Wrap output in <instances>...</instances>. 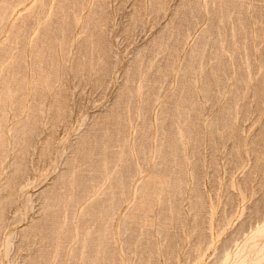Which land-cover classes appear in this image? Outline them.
<instances>
[{"label":"rangeland","instance_id":"1","mask_svg":"<svg viewBox=\"0 0 264 264\" xmlns=\"http://www.w3.org/2000/svg\"><path fill=\"white\" fill-rule=\"evenodd\" d=\"M10 1L16 3L11 2L14 6L9 8ZM10 1L0 0V12L8 7L5 17L0 20V104L4 102L1 98L6 96L5 89L8 92L12 88L17 93L13 104L5 100L6 106L3 105L7 117L1 118L0 124L2 128L7 125L4 132L6 144L9 142L8 126L14 127L23 121L30 124L22 141L19 140V149L11 146L9 161L5 159L4 151L0 152L4 155H0V159L3 158V163L0 160V216L3 219L0 251L8 243L12 244L10 253L6 254L8 258L5 254L1 258L0 254V264H52L49 260H53L59 252L48 246L44 239L54 225L50 218L54 217L57 221L58 217L47 216L45 196L51 194L54 183L58 181L54 189L56 192L53 190L59 200L54 202V206L58 205L62 195L68 192L70 171L81 170L92 163L95 170L89 173L91 176L84 174L85 183L77 196L83 200L98 188L100 193L106 191L110 180L105 184L103 181L107 175L114 176L119 165L116 159L119 149H114V146L120 142L123 144L130 132L134 134L132 146L141 149V152L132 163L134 167L124 163L121 166L123 183L117 181L114 184L118 187L113 184L107 190L114 197L113 201H107L105 195L101 202L99 200L100 205L97 204L100 207L96 205L92 215L85 216L89 219L85 220V224L101 229L103 238H100L101 247L96 249L97 256L93 253L90 261L84 259L83 263H93L98 255L106 257V264H121V260L129 262L131 257L139 263L143 261L142 255L147 261L139 264H214L223 254L231 252L244 234L263 223L264 0H249L254 5L256 3L253 12L260 36L255 40L246 30L244 0ZM59 9L62 12L58 14ZM234 31L235 38L232 37ZM40 32L48 34L49 39ZM39 38L41 43L37 44ZM41 38L44 39L41 41ZM33 48H38V52L34 51L37 54L32 52ZM254 48L257 50L256 58ZM230 58L235 61L238 70L241 67L238 77L251 75L250 87L234 85L227 88L230 70L226 60ZM242 67L247 69L242 72ZM205 80H209L208 83ZM139 84L143 94L137 96L135 91ZM220 119L217 124H211L213 120L217 122ZM178 125L187 127L190 132L191 140H186V152L183 148L170 149ZM160 139L167 142L162 147L164 153L156 158ZM104 144L111 151H105L107 161L103 165L102 161H95L98 148L100 150ZM163 154H166V159ZM15 168H18L17 173ZM149 177L160 179L165 187V192L161 194L156 191L157 188L154 194L150 192L153 195L148 202L154 205L156 201L158 207L165 203L161 207L164 213L159 209L158 214H150L149 204L146 203L141 216H135L139 220L133 222L131 230H128L130 233L124 232L123 220L128 215L129 204L133 203L140 184ZM233 182L236 185L234 190ZM43 190L46 193L44 196L41 195ZM124 192L126 200L119 202ZM116 196L117 203L114 201ZM82 202L84 206L87 203L86 200ZM241 202H244V215L235 216L234 212L239 211ZM102 207L109 213H103ZM209 207L215 208L213 224ZM232 216L234 222L225 230ZM31 223L37 227L27 229ZM164 224L167 228L162 227ZM111 230L123 237L118 251L110 244ZM144 230L147 235H141ZM220 235L221 238L213 246V237L217 239ZM66 242H61L67 245L62 256L65 263L69 255H76V244L69 239ZM124 242L128 243L125 245ZM130 242L134 243L130 245ZM138 254H141L140 257ZM110 256L115 259L111 260ZM71 257L69 264H77V260L73 261ZM60 258L53 264L62 262ZM200 258L202 261L198 262Z\"/></svg>","mask_w":264,"mask_h":264},{"label":"bare ground","instance_id":"2","mask_svg":"<svg viewBox=\"0 0 264 264\" xmlns=\"http://www.w3.org/2000/svg\"><path fill=\"white\" fill-rule=\"evenodd\" d=\"M10 1V0H9ZM22 1H24V0H22ZM21 1V2H22ZM230 1H232V0H230ZM243 1V0H242ZM257 1V0H256ZM12 1H10L9 2V4L11 3ZM18 2V1H17ZM25 2V1H24ZM23 2V3H24ZM26 2H27V0H26ZM243 2H244V4H243ZM242 2V6H244V9L243 10H245L244 11V22H245V25H246V30H248V32H249V34H250V36H251V38L253 39V40H255L257 37H259L260 36V34H258V30L256 29V24H257V22H256V20H255V16H254V12H253V7L256 5V3H255V5L251 2V1H249V0H244ZM7 3V2H6ZM6 3L4 4V5H6ZM13 3H16V2H12L11 4H13ZM19 3V2H18ZM9 4H7L8 6H9ZM10 4V6H9V8L10 7H13L12 5ZM254 5V6H253ZM16 6H17V4H16ZM15 6V7H16ZM21 6H22V3H21ZM14 7V8H15ZM19 7H20V5H19ZM5 8H6V6H5ZM3 9L2 10V8H1V12H0V20L1 19H3L5 16V12H7L8 10V7L6 8V9ZM7 10V11H6ZM55 11H57V10H55ZM54 11V12H55ZM59 11L60 12H56V13H61L62 11L59 9ZM55 15V14H54ZM55 19V18H54ZM54 19H51V20H54ZM9 20H10V18H9ZM8 20V21H9ZM1 22V21H0ZM50 22V21H49ZM53 22L54 21H52L51 22V24H53ZM48 25H50V24H48ZM5 27V26H4ZM48 28V27H47ZM1 29V28H0ZM2 30H3V28H2ZM39 31H41V30H39ZM44 31V30H43ZM2 32V31H1ZM33 32V31H32ZM42 32V31H41ZM41 32H40V34H41ZM44 33V32H43ZM42 33V34H43ZM41 34V35H42ZM236 34V32L234 31L233 33H232V37H234V35ZM40 35V36H41ZM38 36H39V34H38ZM39 36V37H40ZM43 36H45V37H47L48 36V34H47V36L45 35V33L43 34ZM43 36H41V37H43ZM206 36V35H205ZM44 37V38H45ZM43 38V39H44ZM48 39H49V36L47 37ZM235 38V37H234ZM35 39H38V37H36ZM42 38H41V41L43 40ZM47 39V40H48ZM46 40V41H47ZM28 42V41H27ZM34 42H35V40H34ZM37 43V42H36ZM35 43V44H36ZM39 43H41L40 42V38H39V42L37 43V44H39ZM45 45H46V43H44ZM48 44V43H47ZM26 46V45H25ZM39 46V45H38ZM43 46V45H42ZM41 46V47H42ZM31 47H33V46H31ZM37 47V46H36ZM40 47V48H41ZM25 48V47H24ZM44 48H45V46H44ZM26 49V48H25ZM42 49V48H41ZM255 49V48H254ZM27 50V49H26ZM36 50H38V48L36 49ZM36 50H34V48L32 49V52L34 53V51H36ZM1 51V50H0ZM30 51H31V49H30ZM31 52V53H32ZM36 52H38V51H36ZM34 53V54H37V53ZM23 53H25V50H23ZM30 53V55H32ZM16 54V53H15ZM33 54V55H34ZM32 55V56H33ZM254 55H255V58L257 57V50L255 49V53H254ZM32 56H31V58H32ZM15 57V56H14ZM13 57V58H14ZM14 59H16V58H14ZM32 60V59H31ZM14 62H15V60H14ZM28 62V61H27ZM226 62H227V64H228V67H229V72H230V74H229V79L227 80V88L229 89V88H231L232 86L234 87V85L236 86V87H239L240 85H242L243 86V88H245V85H246V87L248 86V87H250V81L252 80V77H251V75L249 74L248 76H245V75H242L241 77H238V73H240V68H239V70H238V66L235 64V61L234 60H232V58H230V60H226ZM11 63H13V61L11 62ZM14 64V63H13ZM10 65V64H9ZM15 65V64H14ZM12 68V67H11ZM243 69H242V72H244L247 68H245V67H242ZM8 69H9V67H8ZM214 69V68H213ZM217 71V70H216ZM216 71H214V72H216ZM10 72V71H9ZM15 73V72H14ZM217 73V72H216ZM17 74V73H16ZM15 75V74H14ZM210 76H211V74H209ZM217 75V74H216ZM240 75V74H239ZM14 77H16V80H18L17 79V76H14ZM18 78H19V76H18ZM207 79H210V77L208 78V76L206 77ZM212 78V77H211ZM217 78V77H216ZM6 79V78H5ZM212 79H215L214 77L212 78ZM238 80H239V82H238ZM205 81H207V80H205ZM209 81V80H208ZM208 81H207V83H208ZM204 82V81H203ZM198 83V82H197ZM206 83V82H205ZM242 83V84H241ZM210 84V83H209ZM11 85V84H10ZM13 86V85H12ZM28 86V85H27ZM50 86H52V85H50ZM53 86H54V84H53ZM52 86V89L53 88H55V87H53ZM202 86V85H201ZM21 87H23L22 85H21ZM195 87V86H194ZM204 87H205V85H204ZM14 88V87H13ZM49 88H51V87H49ZM200 88V87H199ZM2 89V88H1ZM22 88H20V90H21ZM31 89H32V86H31ZM30 89V90H31ZM194 88H192V90H193ZM208 89V88H207ZM23 90V89H22ZM26 90V89H25ZM200 90V89H199ZM248 90H249V88H248ZM247 90V91H248ZM19 91V90H18ZM28 91H29V89H28ZM193 91H195V89L193 90ZM203 91V90H202ZM5 92H6V96H4L5 98H1V99H3V101L5 102V100H6V102L8 101V102H11L12 100H15V96H16V92H14V91H12V88H11V90H8V92L6 91V89H5ZM26 92V91H25ZM50 92H51V90H50ZM136 95L137 96H139V95H141V94H143V91H142V86H141V84H139L138 86H137V88H136ZM201 92V91H200ZM207 92V91H206ZM28 94V93H27ZM201 94V93H200ZM25 97H26V94H25ZM203 98V97H202ZM26 99V98H25ZM201 100V99H200ZM1 101V100H0ZM119 101V100H118ZM118 101L116 102V103H118ZM3 102V103H4ZM5 102V103H6ZM15 102V101H14ZM26 102V101H25ZM51 102H53V100L51 101ZM3 103H1L0 104V120H1V118H6L7 117V115H6V112H5V110H6V108H4L6 105H5V103L3 104ZM11 104H13V101H12V103ZM3 105H5V106H3ZM27 105V104H26ZM51 105V104H50ZM49 105V106H50ZM53 105V104H52ZM51 105V106H52ZM11 106V105H10ZM119 106V105H118ZM24 107V106H23ZM115 107H116V105H115ZM11 108V107H10ZM30 108V107H29ZM111 108V107H110ZM114 108V107H113ZM44 109V108H43ZM108 109V108H107ZM115 109H117V108H115ZM22 110V109H21ZM30 111H31V109H29ZM47 110V109H46ZM164 111H165V109H163ZM162 110V112H164ZM7 111V110H6ZM22 111H24V109L22 110ZM22 111H21V113H22ZM109 111V110H108ZM112 111V110H111ZM113 111H115V110H113ZM25 112V111H24ZM29 112V111H28ZM8 113V112H7ZM31 113V112H30ZM29 113V114H30ZM43 113V112H42ZM108 113V112H107ZM103 114H105V111H104V113ZM163 114V113H162ZM44 115H45V111H44ZM49 115V114H48ZM108 115V114H107ZM165 115V114H164ZM21 116V115H20ZM30 116V115H29ZM28 116V117H29ZM109 116H110V114H109ZM179 116V115H178ZM181 116V115H180ZM44 117V116H43ZM165 117V116H164ZM221 118V117H220ZM8 119V118H7ZM23 119V118H22ZM30 119V118H29ZM29 119H27V122H29ZM10 120V119H9ZM13 120V119H12ZM11 120V121H12ZM31 120V119H30ZM48 120V119H47ZM85 120V119H84ZM163 120V119H162ZM25 121H26V119H25ZM97 121V120H96ZM214 121V120H213ZM211 122V124H217L219 121H221V119L220 120H218L217 122L215 121V122ZM24 122V121H23ZM22 122V123H23ZM91 122V121H90ZM89 122V123H90ZM180 122V121H179ZM21 123V122H20ZM19 124V123H17L16 124V126H14V127H11V126H8V133H7V137H8V144H6V142H5V136H4V132H5V127L7 126H3V128H2V126H1V124H0V152L3 150L4 151V154H6L5 155V159H8V158H10L8 155H10L11 153H10V148H11V146H13L14 147V149H19V144L21 143L19 140H21L22 141V136L24 135V134H26L27 132H28V124H30V123H28V124H25V122H24V124ZM96 123V122H95ZM100 123V122H99ZM163 123V122H162ZM181 123V122H180ZM183 123V122H182ZM7 124V123H6ZM92 124H94V123H92ZM98 124V123H97ZM161 124V123H160ZM159 124V125H160ZM45 125V123H43L42 124V126H44ZM94 125H96V124H94ZM94 125H92L93 127H95ZM158 125V124H157ZM91 126V127H92ZM97 126V125H96ZM179 126V125H178ZM185 126V125H184ZM46 127V126H45ZM98 127V126H97ZM96 128V127H95ZM173 128H175V127H173ZM80 129V128H79ZM160 129V128H159ZM4 130V131H3ZM95 130V129H94ZM99 130V129H98ZM161 130V129H160ZM174 130V129H173ZM84 131V130H83ZM90 131V130H89ZM157 131H158V128H157ZM190 131V130H189ZM92 132V131H91ZM96 132V131H95ZM160 132V131H159ZM84 133V132H83ZM88 133V132H87ZM175 133V132H174ZM189 133L190 132H188V129H187V127H186V129L185 128H183V127H178V128H176V135H174V139H173V141H174V144H171L170 145V149H172V147H173V149H181V148H183L184 149V151L186 152V147H187V145H186V140L189 138L190 139V137H189ZM6 134V133H5ZM82 134V133H81ZM86 134V133H85ZM89 134H92V133H90L89 132ZM88 134V135H89ZM129 134V133H128ZM160 134H161V132H160ZM163 134V133H162ZM169 134V133H168ZM171 135H172V131H171ZM20 136H21V139H20ZM87 135H85V137H86ZM154 136V135H153ZM161 136V135H160ZM159 136V137H160ZM169 136V135H168ZM175 136H176V138H175ZM162 137V136H161ZM79 138V137H78ZM81 138V137H80ZM133 138H134V134H131V132H130V134L126 137V139L124 140V143L122 144L121 142L120 143H118L117 144V146H114V149L115 148H118L119 149V151H116V159H117V161H118V170H117V172L114 174V176H106L105 177V180L103 181V184H105V183H107L109 180V182H110V185L108 186V188L106 189V191H104L103 193H100L99 191V188L98 189H96L93 193H91L89 196L87 195V197H86V199L85 198H83V200L85 201L86 200V205L84 206V204H83V200H81L78 196H77V194H79L78 192H79V189H80V187L82 186V184L83 183H85L84 182V174L85 173H87L88 175H90V174H92L93 172H94V170H95V168H94V164L92 163V165L90 164H88L87 165V167L86 168H82L81 170H73V171H70V178H68V180H69V187L67 188V193H65L64 195H62V199L60 200V202H59V204L58 205H56V206H54L55 204H54V202H56V200H58V194H56V193H54L53 192V190L55 189L56 190V186H57V184H59V182L57 181V183H54V186H53V190H52V192H51V194H50V192H49V194L50 195H47V196H45V198H44V201H45V203L44 204H46V206H47V208H48V211H47V216H50V214H52L53 216H55L56 215V217H58V218H56V219H58L57 221L55 220V218L54 217H48V218H50V220H51V222H53L54 223V225H53V227H51V229H50V232H49V234L47 235V236H45V239L44 240H46V243H47V245L48 246H50V247H53V249L56 251V252H59V253H57V254H55V257H54V259L53 260H49V261H52L51 263L53 264L55 261L57 262V258L58 257H60L61 256V258H62V256L64 255V250H66L67 248H65L66 246H64V245H62V241H65L66 242V240L67 239H69L70 240V242L72 241V243H74V244H76V247H75V251H74V253L78 256V257H76V255H69L68 256V258H67V260H66V263H65V260L62 258V262H61V260H60V263L59 264H69V260H70V257L72 256L73 257V261H75V260H77V264H85V262L83 263L82 261L85 259V260H89L90 261V257L92 258V255H93V253H96V256H97V247H99L100 245H101V243H100V238L102 237L101 235L102 234H100V231H101V229H99L98 227H88V225L87 224H85V220L86 219H88L87 217H86V219H85V216H87V215H92L91 213H92V211H93V209L95 208V206L99 203V200L101 199V198H104L105 197V195L107 196L106 197V199H107V201H113V196H112V194H110V193H107V190L109 189H111V187H113L114 185H115V187H118L116 184H114L115 182H120L121 181V183H123L122 182V179L124 178L123 177V175H122V167L121 166H123V163L126 165V164H129L130 166H133L134 167V165L132 164V163H134L135 162V157H136V155H138V154H140V152H141V149H137L135 146L133 147L132 146V144H131V141L133 140ZM25 139V138H24ZM82 139V138H81ZM137 139H139V138H137ZM165 139H167V138H165ZM87 140H89V138L87 139ZM108 140H109V138H108ZM167 140H169V137H168V139ZM191 140V139H190ZM7 141V140H6ZM134 141V140H133ZM20 142V143H19ZM81 142H82V140H81ZM89 142V141H88ZM136 142V141H135ZM138 142V141H137ZM159 142V144H158V151H157V155H155L156 156V158H157V156H160V154H161V152L163 151L162 150V147L164 146V145H166V142H161V139L158 141ZM168 142H170V141H168ZM83 143V142H82ZM79 144L81 145V143L79 142ZM157 144H155L156 146L155 147H157ZM169 144V143H168ZM167 144V146H169ZM190 144V143H189ZM134 145H136V144H134ZM80 147V146H79ZM138 147V146H137ZM166 147V146H165ZM83 148V147H82ZM108 148V145L107 144H104L103 146H102V148L100 147V150H99V148H98V152H99V154L97 155V160L95 161V163L96 162H99V161H102V162H100V163H102L103 165L106 163V161H105V157H104V155H105V151L107 152V150H110V149H107ZM169 148V147H168ZM94 149H96V148H94ZM164 149V148H163ZM166 149V148H165ZM170 149H169V152H170ZM176 149V150H177ZM13 150H11V152H12ZM15 151V150H14ZM96 151V150H95ZM94 151V152H95ZM111 151V150H110ZM174 151V150H173ZM94 152H92L91 151V153H94ZM18 153V152H17ZM107 153H109V152H107ZM153 153V152H152ZM156 153V152H155ZM162 153H164V152H162ZM172 153V152H171ZM2 154V153H1ZM0 154V155H1ZM166 154H167V152H166ZM165 154V155H166ZM15 155V154H14ZM109 155V154H108ZM119 155V156H118ZM165 155L163 154V156L165 157ZM1 156H4L3 154L1 155ZM162 156V155H161ZM107 158H108V156H107ZM160 158V157H159ZM3 159V158H2ZM2 159H0V160H2ZM139 159V158H138ZM165 159H166V157H165ZM154 160H155V158H154ZM160 160H162V158L160 159ZM247 160V159H246ZM5 161V160H4ZM8 161H9V159H8ZM164 161V160H163ZM1 162V161H0ZM157 162H162V161H157ZM247 162V161H246ZM2 163H3V160H2ZM1 163V164H2ZM16 163V162H15ZM159 163V164H160ZM13 164V163H12ZM157 164V163H156ZM158 164V165H159ZM249 164H250V162H249ZM3 165V164H2ZM6 165V164H5ZM16 165V164H15ZM14 165V166H15ZM150 165H151V163H150ZM19 166V165H18ZM185 166H186V163H185ZM185 166H183V167H185ZM5 167V166H4ZM13 167V166H12ZM246 167V166H245ZM14 168V167H13ZM135 168H137V166H135ZM186 168V167H185ZM138 169V168H137ZM184 169V168H183ZM192 169V168H191ZM15 170V173H17L16 171H18V168H15L14 169ZM7 172V171H6ZM13 172V171H12ZM135 172V171H134ZM90 173V174H89ZM137 174H139L138 172H137ZM185 174V173H184ZM15 175V174H14ZM10 176V175H9ZM8 176V177H9ZM91 176V175H90ZM185 177H186V174H185ZM10 178V177H9ZM150 178V177H149ZM6 180H7V178H5ZM141 179V178H140ZM5 180V181H6ZM9 180V179H8ZM185 180H187L186 178H184V181ZM189 180V179H188ZM11 181V180H10ZM87 181V180H86ZM12 182V181H11ZM186 182V181H185ZM7 184V183H6ZM114 184V185H113ZM120 184V183H119ZM154 184V185H153ZM124 185H125V183H124ZM188 185V184H187ZM239 185V184H238ZM5 186V188H6V185H4ZM4 186H3V190H5L4 189ZM59 186V185H58ZM180 186V185H179ZM181 186H182V184H181ZM185 186V185H184ZM231 186V185H230ZM50 187V186H49ZM49 187L47 188L48 190H49ZM114 187V188H115ZM127 187V186H126ZM137 187H138V185H137ZM176 187V186H175ZM235 187H236V185H235V182H233L232 183V189L234 190L235 189ZM8 188V187H7ZM52 188V187H51ZM150 188V189H149ZM157 188V192L159 191V193L161 194V193H163V192H165V187L162 185V183H161V180L160 179H158V180H155V179H148V178H146L141 184H140V186L138 187V189L136 190V195L134 196V198H133V203L130 205L129 204V211H128V215H125V216H127L126 217V219L125 220H123L124 221V229H122L124 232H129L130 230H131V228H132V225H134L133 224V222L134 223H136L135 221H137V220H139V219H137V217H138V215L137 214H139L140 215V213H141V210H142V208H144V210H145V206H147L146 205V203H148L149 201H150V197H151V195H153L154 194V190ZM169 188V187H168ZM184 188V187H183ZM2 189V188H1ZM45 189V188H44ZM174 189H176V188H174ZM192 189V188H191ZM231 189V190H232ZM7 190V189H6ZM54 190V191H55ZM116 190V189H115ZM119 190V189H118ZM127 190H129L128 188H127ZM147 190H149L148 192H149V194H147ZM171 190H173V189H171ZM179 190V189H178ZM182 190H184V189H182ZM194 189H192V191H193ZM117 191V190H116ZM126 191V190H125ZM132 191V190H131ZM168 191V190H167ZM176 191V190H175ZM187 190H185L184 192H186ZM56 192V191H55ZM114 192V191H113ZM119 192V191H118ZM150 192H152L153 194H150ZM171 192H173V191H171ZM177 192V191H176ZM176 192H173V193H176ZM183 192V191H182ZM234 192H237V190L236 191H234ZM240 192V191H239ZM45 193V191L43 190L42 191V193H41V195H43ZM52 193H54V194H52ZM76 193V194H75ZM115 193V192H114ZM113 193V194H114ZM129 193V192H128ZM191 193V192H190ZM233 193V192H232ZM231 193V194H232ZM242 193V192H241ZM46 194V193H45ZM127 194V193H126ZM171 194V193H170ZM238 194V193H237ZM26 195V194H25ZM122 195V194H121ZM44 196V195H43ZM43 196H42V198H43ZM119 196V195H118ZM173 196V195H172ZM191 196V195H190ZM236 195H234V197H235ZM243 196V195H242ZM41 197V196H40ZM126 197H127V195H125V192H124V194L122 195V196H120L119 198H120V200H119V202L122 200H126ZM176 197H177V195H176ZM175 197V198H176ZM179 197H180V195H179ZM183 197V196H182ZM186 197V196H185ZM205 197V196H204ZM118 198V199H119ZM169 198V197H168ZM167 198V199H168ZM170 198H171V196H170ZM190 198V197H189ZM237 198V197H236ZM240 198H242V197H240ZM243 198H244V196H243ZM14 199V198H13ZM105 199V200H106ZM191 199V198H190ZM218 199V198H217ZM28 200V199H27ZM104 200V201H105ZM128 200V199H127ZM206 200V199H205ZM209 200V199H208ZM240 200V199H239ZM238 200V201H239ZM244 200V202H245V199H243ZM8 201V200H7ZM43 201V200H42ZM59 201V200H58ZM114 201H116L115 203H117V196H116V200H114ZM168 201V200H167ZM171 201V200H170ZM219 201V200H218ZM242 201V200H241ZM247 201V200H246ZM5 202V201H4ZM4 202H1L2 204L4 203ZM100 202H101V200H100ZM185 202V201H184ZM243 202V203H244ZM12 203V202H11ZM124 204H125V202H123ZM150 203V202H149ZM148 203V204H149ZM167 203V202H166ZM193 203V202H192ZM212 203V202H211ZM243 203L241 202V205H240V208L238 209L239 211H237L236 213L234 212V214H235V216L236 215H238L239 217H241L242 215H244L243 214V212H244V210H245V208H244V205H243ZM13 204V203H12ZM15 204V203H14ZM109 204V203H108ZM189 204H191V203H189ZM194 204V203H193ZM213 204V203H212ZM1 205V204H0ZM43 205V204H42ZM98 205H100V203L98 204ZM96 206V207H100V206ZM102 205V204H101ZM104 205H105V203H104ZM103 205V206H104ZM107 205V204H106ZM110 205V204H109ZM109 205H107V206H109ZM161 206L160 207H158V204L156 203V201H154V205H148V211L150 212V214L152 213V215L153 214H155L156 212H159L158 210L160 209V210H162V213H164L163 211H164V209H161V207H162V205H165V203L164 204H160ZM168 205V204H167ZM180 205H182V204H180ZM214 205H215V203H214ZM3 206V205H2ZM106 206V207H107ZM114 206V205H113ZM122 206V205H121ZM209 206V205H208ZM43 207V206H42ZM174 207V206H173ZM194 207H195V204H194ZM103 208V207H102ZM102 208H99V210L100 209H102ZM108 208V207H107ZM114 208H118V207H114ZM121 208V207H120ZM120 208H118V209H120ZM163 208V207H162ZM168 208H169V206H168ZM171 208H172V206H171ZM210 208V207H209ZM208 208V209H209ZM214 207H212V208H210L211 209V212H210V215H211V223L213 224V222H214V219H215V208L213 209ZM248 208H251V207H248ZM2 209H3V207H2ZM5 209V208H4ZM42 209V208H41ZM44 209V208H43ZM97 209V208H96ZM104 210H102L103 211V213L105 212V214H108L109 213V210H107V209H105V208H103ZM166 209V208H165ZM174 209V208H173ZM193 209V208H192ZM247 209V208H246ZM95 210V209H94ZM115 210H117V209H115ZM249 209H247V211H248ZM44 211V210H43ZM52 211V212H51ZM56 211V212H55ZM101 211V212H102ZM209 211V210H208ZM2 212H3V210H2ZM2 212H1V214H2ZM5 212V211H4ZM148 212V213H149ZM172 212V211H171ZM174 212V211H173ZM172 212V213H173ZM193 212V211H192ZM39 213V212H38ZM97 214H98V210H97V212H96ZM100 213V212H99ZM117 213V212H116ZM115 213V214H116ZM145 213V212H144ZM147 213V214H148ZM160 213H161V211H160ZM176 213H177V211H176ZM188 213H189V211H188ZM5 214V213H4ZM40 214H41V212H40ZM45 214V215H46ZM111 214V213H110ZM114 214V213H113ZM156 214H158V213H156ZM175 214V213H174ZM209 214V213H208ZM51 215V216H52ZM99 215V214H98ZM149 215V214H148ZM177 215V214H176ZM23 216V215H22ZM105 216V215H104ZM108 216H110V215H108ZM113 216H115V215H113ZM135 216H137V217H135ZM141 216V215H140ZM150 216V215H149ZM173 216V215H172ZM209 216V215H208ZM44 217H46V216H44ZM93 217V216H92ZM94 217H95V214H94ZM119 217V216H118ZM124 217V216H123ZM144 217V216H143ZM148 217V216H147ZM146 217V218H147ZM152 217V216H151ZM158 217V216H157ZM174 217V216H173ZM3 218H4V216H3ZM91 218V217H90ZM99 218V217H98ZM102 218H104V217H102ZM111 218V217H110ZM109 218V219H110ZM117 218V217H116ZM141 218V217H140ZM235 218V217H234ZM96 219V218H95ZM101 219V218H100ZM113 219V218H112ZM152 219H153V217H152ZM166 219L168 220V218L166 217ZM165 219V220H166ZM170 219V218H169ZM1 220H3L2 219V215L0 216V227H1ZM37 220V219H36ZM47 220V219H46ZM46 220H44V221H46ZM49 220V219H48ZM89 220V219H88ZM93 221H94V219H92ZM106 220V219H105ZM117 220V219H116ZM141 220H143L142 218H141ZM141 220H140V222H141ZM162 220V219H161ZM166 220V221H167ZM33 221V220H32ZM96 221V220H95ZM103 221H104V219H103ZM107 221V220H106ZM112 221V220H111ZM147 221V220H146ZM43 222V221H42ZM126 222V223H125ZM163 222H165V221H163ZM170 222V221H169ZM234 222V220H233V216H232V219L229 221V222H227L226 223V226H225V230L228 228V227H230L231 225H232V223ZM36 223V221L34 222V224ZM90 223H92V221L90 222ZM113 223V222H112ZM144 223V222H143ZM166 223V222H165ZM225 223V222H224ZM34 224H29V226L27 227V229H29V227L31 228V227H34L35 225ZM48 224V223H47ZM50 224H52V223H50ZM50 224H48V225H50ZM93 224V223H92ZM123 224V223H122ZM125 224H126V226H125ZM159 224H162V223H159ZM33 225V226H32ZM41 225H42V223H41ZM43 225H44V223H43ZM46 225V224H45ZM47 225V226H48ZM110 225V224H109ZM119 225H121V224H119ZM139 225H140V223H139ZM147 225V224H146ZM171 225V224H170ZM40 226V225H39ZM52 226V225H51ZM115 226V225H114ZM150 226V225H149ZM164 226H166L165 224L162 226V227H164ZM210 227H211V225H209ZM37 226H35L34 228H36ZM44 227V226H43ZM146 227V226H145ZM159 227V226H158ZM111 228H113V227H111ZM134 228V227H133ZM157 228V227H156ZM166 228H167V226H166ZM26 229V228H25ZM43 229V228H42ZM107 229V228H106ZM165 229V228H164ZM163 229V230H164ZM24 230V229H23ZM34 230V229H33ZM44 230V229H43ZM46 230V229H45ZM47 230H48V228H47ZM46 230V231H47ZM113 230V229H112ZM112 230H111V232H110V234L109 235H111V237H110V239L109 240H111L112 241V243H110L111 244V246L113 245L115 248L114 249H116V251H118L119 249H118V245H119V243L122 241V238H121V236H120V234H119V236H117V234L115 233V231H113V233H112ZM122 230H120V231H122ZM129 230V231H128ZM145 230H147L146 228H145ZM145 230L144 231H142L141 232V235H147V234H145L144 232H145ZM22 231V230H21ZM25 231V230H24ZM24 231H23V233H24ZM28 231V230H27ZM29 231H31V230H29ZM49 231V230H48ZM106 231V230H105ZM119 231V232H120ZM122 231V232H123ZM159 231H160V227H159ZM222 231H224V228H222ZM34 232V231H33ZM158 232V231H157ZM216 232H218V231H216ZM27 233V232H26ZM31 233V232H30ZM35 233V232H34ZM33 233V234H34ZM46 233H48V232H46ZM45 233V234H46ZM107 233V232H106ZM130 233V232H129ZM128 233V235H130ZM219 233H220V231H219ZM222 233V232H221ZM36 234V233H35ZM34 234V235H35ZM217 234V233H216ZM29 235V234H28ZM32 235V234H31ZM33 235V236H34ZM124 235V234H123ZM139 235V234H138ZM219 235V234H218ZM38 236V235H37ZM37 236H35V237H37ZM105 236V235H104ZM131 236V235H130ZM134 236V235H133ZM23 237V236H22ZM109 237V236H108ZM127 237V236H126ZM129 237V236H128ZM141 237V236H140ZM211 237V236H210ZM213 237V236H212ZM218 238L216 239V238H214L213 237V239H212V245L213 244H215L217 241H218V239L219 238H221V235L220 236H217ZM242 237V236H241ZM33 238V237H32ZM103 238V237H102ZM107 238V237H106ZM43 239V238H42ZM127 239V238H126ZM134 239H137V238H134ZM143 239H145V238H143ZM241 239V238H240ZM34 240V239H33ZM103 240V239H102ZM105 241H106V239H104ZM103 240V241H104ZM107 240H108V238H107ZM108 240V241H109ZM129 240H130V237H129ZM128 240V241H129ZM146 240V239H145ZM9 241H10V239H9ZM102 241V242H103ZM107 241V242H108ZM124 241H126V240H124ZM69 242V241H68ZM68 242H66V243H68ZM141 242V241H140ZM159 242V241H158ZM45 243V242H44ZM104 243H106V242H103V244ZM125 243V242H124ZM126 243H128V242H126ZM126 243H125V245H126ZM134 243V242H133ZM133 243H131L130 242V245H132ZM136 243V242H135ZM139 243V242H138ZM7 244V243H6ZM107 244V243H106ZM147 244V243H146ZM12 245V244H11ZM11 245H10V243H8L7 244V247H5V249L4 250H1L0 251V254H1V258H2V256L5 254H7L8 252L10 253V249H11ZM45 245V244H44ZM105 245V244H104ZM124 245V244H123ZM122 245V246H123ZM124 245V246H125ZM128 245V244H127ZM136 245V244H135ZM161 245H162V242H161ZM107 246H108V244H107ZM124 246L122 247V248H124ZM140 246V245H139ZM214 246V245H213ZM10 247V248H9ZM101 247V246H100ZM103 247V246H102ZM145 247V246H144ZM49 249H51V248H49ZM127 249V248H126ZM128 249H130V247L128 248ZM127 249V250H128ZM101 250H103V249H101ZM104 250H105V247H104ZM103 250V251H104ZM110 250H113V249H110ZM125 250V249H124ZM126 250V251H127ZM133 250H134V248H133ZM133 250H131V252L133 251ZM156 250V249H155ZM42 251H43V249H42ZM41 251V252H42ZM115 250H113V252H114ZM140 251V250H139ZM50 252H51V250H50ZM52 252H54V251H52ZM71 251L68 249V253H70ZM128 252V251H127ZM154 252H156V251H154ZM66 253V252H65ZM68 253H67V255H68ZM125 253V252H124ZM129 253H130V251H129ZM137 253H138V251H137ZM45 254V253H44ZM51 254V253H50ZM72 254V253H71ZM103 254V253H102ZM105 254V253H104ZM120 254V253H119ZM133 254V253H132ZM155 254V253H154ZM154 254H152V256L154 255ZM164 254V253H163ZM35 255H37V254H35ZM46 255V254H45ZM44 255V256H45ZM110 255V254H109ZM131 255V254H130ZM139 255V254H138ZM141 255V254H140ZM140 255H139V257H140ZM145 255V254H144ZM158 254H156V256H157ZM33 256V255H32ZM31 256V257H32ZM38 256V255H37ZM37 256H35V257H37ZM50 256V255H49ZM111 256H114V255H111ZM110 256V257H111ZM127 256V255H126ZM159 256V255H158ZM157 256V257H158ZM42 257V256H41ZM71 257V258H72ZM110 257H108V258H110ZM122 257V256H121ZM138 257V256H137ZM137 257H136V259H137ZM138 257V258H139ZM145 257V256H144ZM165 257V256H164ZM0 258V259H1ZM6 258H8L7 257V255H6ZM33 258V257H32ZM44 258V257H43ZM60 258V259H61ZM106 258V257H105ZM105 258H104V255H98V257H95V259H94V262L93 263H91V264H102L104 261H105ZM116 258H117V256H116ZM126 258H128V256L126 257ZM130 258V257H129ZM147 258V257H146ZM154 258V257H153ZM156 258V257H155ZM34 259V258H33ZM41 259V258H40ZM45 259V258H44ZM51 259V258H50ZM113 259H115V258H113ZM112 259V257H111V260H113ZM140 259V258H139ZM138 259V260H139ZM141 259H143V261H145L144 260V258H143V256L141 255ZM156 259H158V258H156ZM36 260H37V258H36ZM59 260V259H58ZM64 260V261H63ZM79 260H80V262H79ZM132 257H131V259H128V261L129 262H126L125 260H121V264H139L140 262H142V263H144L143 261H140L139 263H135L134 261V259L132 260ZM137 260V261H138ZM152 260V259H151ZM31 261V260H30ZM43 261H45V260H43ZM108 261V260H107ZM109 261H110V259H109ZM108 261V263H110ZM120 261V260H119ZM147 261V260H146ZM202 261V259L200 258L199 260H198V262H201ZM5 262V261H4ZM47 262V261H46ZM115 262V261H114ZM151 262V261H150ZM156 262H158V260L156 261ZM36 263V262H35ZM44 263V262H43ZM86 263H88L89 264V262L87 261ZM105 264H106V262H104ZM113 263V262H112ZM147 263V262H146ZM145 263V264H146ZM3 264V263H2ZM6 264V263H5ZM19 264V263H18ZM38 264V263H37ZM46 264V263H45ZM47 264H49V262L47 263ZM70 264H73V263H70ZM75 264H76V262H75ZM151 264V263H150ZM178 264V263H177ZM214 264H264V221H263V223L262 224H260V225H258L257 227H255V228H253L251 231H249V232H247L246 234H244L243 235V237H242V239L241 240H238V242L235 244V246H234V249L231 251V252H228V253H225V254H223L222 256H221V258H219L218 259V261L217 262H215Z\"/></svg>","mask_w":264,"mask_h":264}]
</instances>
